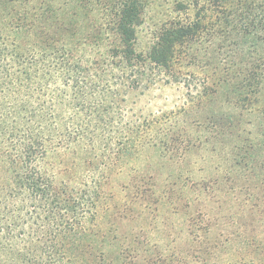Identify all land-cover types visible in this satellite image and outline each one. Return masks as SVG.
<instances>
[{
    "label": "trees",
    "instance_id": "16d2710c",
    "mask_svg": "<svg viewBox=\"0 0 264 264\" xmlns=\"http://www.w3.org/2000/svg\"><path fill=\"white\" fill-rule=\"evenodd\" d=\"M75 1L86 8L72 9L73 0L21 8L7 30L0 26V264H264V83L243 86L263 93L261 159L232 164L243 168V176L230 178V191L244 195L236 202L242 213L230 212V232L221 239L197 224L200 192L215 180L112 177L136 143L116 97L123 87L147 88L153 66L168 67L174 45L203 28L197 15L162 29L140 51L137 28L148 0H95L94 7ZM193 3L173 0V10ZM87 17L111 19V38ZM240 99L250 107L248 96ZM241 121L242 113L230 114V127ZM157 142L166 143L165 133ZM179 210L180 236L168 242L153 216ZM206 212L214 220L215 210ZM229 245V256L219 258L216 251Z\"/></svg>",
    "mask_w": 264,
    "mask_h": 264
},
{
    "label": "rangeland",
    "instance_id": "374dc122",
    "mask_svg": "<svg viewBox=\"0 0 264 264\" xmlns=\"http://www.w3.org/2000/svg\"><path fill=\"white\" fill-rule=\"evenodd\" d=\"M73 1L72 9L86 8ZM89 2L91 7L95 6V0ZM42 4L61 5L63 0H0V26L4 28L14 10ZM261 4L264 5V0L217 3L197 0L189 10L174 12L173 0H148L143 21L137 28L138 50H148L153 41L157 42L161 31L186 26L196 15L203 28L195 39L184 37L174 45L168 67L151 65L154 68L149 72L147 88H143V83L137 89L123 87L124 94L116 97L118 111L134 124L132 138L136 143L129 147L131 157L121 158L120 173L112 177L126 181L132 175L146 174L154 179L180 176L215 180L217 183L200 192L197 208L201 220L197 224L201 230L209 226V231L220 233L221 239L230 232V212L242 213L236 202H242L244 195L236 189L230 191V178L243 176L238 171L243 168L241 164H232L261 159L262 116L258 106L263 93L250 94L243 87L264 83V6ZM85 19L98 23L102 36L110 35L105 27L111 19ZM165 20L171 21L160 29ZM243 96H248L249 108L241 102ZM239 113H242L240 125L230 127V114ZM116 127L120 128V124ZM163 133L166 143L160 145L157 139ZM248 151H253V156H248ZM208 208L216 212L212 221L207 220ZM172 218L176 224H172ZM224 220L229 227L222 224ZM183 221L181 210L175 216L156 212L152 226L165 231L169 242V236L179 238ZM262 236L264 239V233ZM216 254L222 259L228 257L230 245L219 248Z\"/></svg>",
    "mask_w": 264,
    "mask_h": 264
}]
</instances>
